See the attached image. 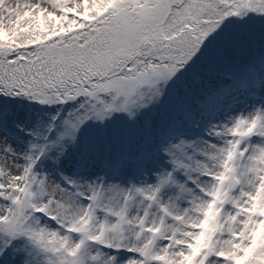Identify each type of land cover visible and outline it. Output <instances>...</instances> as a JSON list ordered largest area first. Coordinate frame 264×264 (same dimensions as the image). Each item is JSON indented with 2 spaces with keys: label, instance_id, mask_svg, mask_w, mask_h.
I'll list each match as a JSON object with an SVG mask.
<instances>
[{
  "label": "snow or ice",
  "instance_id": "snow-or-ice-1",
  "mask_svg": "<svg viewBox=\"0 0 264 264\" xmlns=\"http://www.w3.org/2000/svg\"><path fill=\"white\" fill-rule=\"evenodd\" d=\"M0 264H264V0H0Z\"/></svg>",
  "mask_w": 264,
  "mask_h": 264
}]
</instances>
